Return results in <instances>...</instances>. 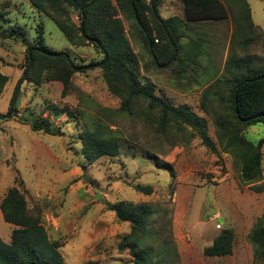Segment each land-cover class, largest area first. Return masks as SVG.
<instances>
[{
	"label": "rangeland",
	"instance_id": "374dc122",
	"mask_svg": "<svg viewBox=\"0 0 264 264\" xmlns=\"http://www.w3.org/2000/svg\"><path fill=\"white\" fill-rule=\"evenodd\" d=\"M247 1L254 21L264 30V3ZM0 10L5 12L0 17L5 28L15 26L17 30L14 38L0 40V72L7 78L0 95V114L5 115L0 118V200L10 187L22 192L27 206L40 210L41 223L49 239L60 245L66 264H132L131 256L117 249L129 224L118 221L106 206L121 200L150 203L156 208L148 219L144 245L154 258L166 264H259L246 236L264 211V192L251 189L264 182V149L262 180L242 181L239 164L218 142L213 121L228 112L224 88L202 77L200 69L189 68L185 73L194 80L178 79L170 68L140 72L149 76L157 93L175 105H187L204 118L217 150L211 152L184 125L170 123L161 132L154 116L146 117L140 109L131 114L118 112L120 100L107 90L99 67L72 75V88L64 94L60 82L36 85L23 80L25 50L34 44L39 24L44 27L45 44L68 53L75 62L98 61L102 54L91 45L70 44L55 23L29 0H0ZM159 13L164 16L162 4ZM70 16L76 24V12L71 11ZM123 24L142 66L148 56L138 50L124 18ZM220 44L221 53L214 56L218 75L224 65L225 42ZM263 51L256 47L252 52L262 58ZM205 88L210 94L203 101ZM16 89L18 113L14 116L9 106ZM214 90L218 96L212 95ZM51 105L62 113L56 116ZM79 112L115 130L119 138L116 156L85 160L77 138L83 128ZM29 115L49 120L62 134L31 131L19 119ZM241 134L256 143L264 135V125H249ZM136 185L150 186L151 193L135 190ZM227 227L234 232L232 253L206 256L204 248ZM12 228L0 212V237L4 242L10 241Z\"/></svg>",
	"mask_w": 264,
	"mask_h": 264
},
{
	"label": "trees",
	"instance_id": "16d2710c",
	"mask_svg": "<svg viewBox=\"0 0 264 264\" xmlns=\"http://www.w3.org/2000/svg\"><path fill=\"white\" fill-rule=\"evenodd\" d=\"M35 9L48 16L63 37L75 46L91 45L102 58L87 64L75 62L68 53L55 51L44 41V27H36L34 44L25 50L26 64L23 80L39 85L57 81L62 93L72 88L71 77L87 69L99 67L107 90L120 100V113L131 114L140 109L146 117L154 116L159 131L170 123L190 128L200 143L211 152H217L215 143L207 133L204 118L187 105H175L156 92L149 76H141V70L155 71L170 68L176 78L194 80L185 74L189 68L200 69L202 77L214 80V85L224 88L225 115L214 117L218 142L239 164L240 177L247 183L259 182L261 177V150L264 135L256 143L247 140L241 131L253 124L264 125V57L259 58L256 47L264 50V30L252 21L247 0H180L182 17L163 18L159 13L162 0H29ZM264 3V0H261ZM76 12L78 22L73 23L70 12ZM5 12L0 10V17ZM231 17L233 32L229 50L218 75L214 55L209 51L210 42L201 36L190 37L189 23L197 24ZM123 18L129 22L130 37L147 61L134 51L125 33ZM15 26L5 28L0 19V40L14 38ZM187 38V40H184ZM253 49V50H252ZM264 52V51H263ZM198 71V70H197ZM7 78L0 72V95ZM209 93L202 92L203 101ZM216 90L213 96H218ZM16 89L10 101L9 111L17 116ZM223 98V97H222ZM222 98H219L220 100ZM143 105V108H140ZM56 116L62 111L51 105ZM206 112V110L204 109ZM83 128L78 132L81 154L88 162L101 157H114L119 153V138L108 123L79 112ZM5 115L0 114V118ZM31 131L48 135H61L58 127L45 118L34 115L19 118ZM21 184V181L19 180ZM257 193L264 192V182L251 186ZM135 190L151 193L150 186H134ZM118 221L129 224V230L117 243L118 251H126L132 264H166L154 258L151 249L144 245L148 237V219L156 212L150 203L118 201L106 204ZM2 219L13 226L10 241L0 237V264H66L59 252L57 241L49 239L41 223V212L27 206L23 193L10 187L0 200ZM264 211L256 219L246 238L253 247V258L264 264ZM234 232L223 228L212 243L206 246V256L230 255ZM86 264H91L88 262Z\"/></svg>",
	"mask_w": 264,
	"mask_h": 264
},
{
	"label": "crops",
	"instance_id": "0c3cea01",
	"mask_svg": "<svg viewBox=\"0 0 264 264\" xmlns=\"http://www.w3.org/2000/svg\"><path fill=\"white\" fill-rule=\"evenodd\" d=\"M160 4H162V10L164 12V16L161 15L163 18H168L174 15L182 17V4L180 0H162ZM250 12H251L252 21L256 25L260 26L254 21L251 9H250ZM188 25L192 29L187 30L185 32L186 35L192 38L199 35L204 40H207L208 42H210L209 51L214 56L215 55L217 56V54H219L217 52L221 50L220 48L221 44L219 46V41L225 42L224 56H223V63H224L228 50H229L230 37L233 32V25H232L231 17L228 16L227 18L220 19V20L206 21L204 23H201L200 28L197 26V24H194V23H189ZM184 40H187V38H184ZM216 62L217 61H215V63Z\"/></svg>",
	"mask_w": 264,
	"mask_h": 264
}]
</instances>
